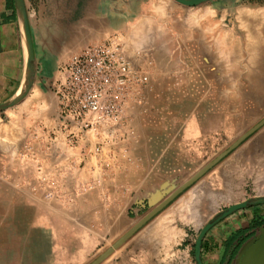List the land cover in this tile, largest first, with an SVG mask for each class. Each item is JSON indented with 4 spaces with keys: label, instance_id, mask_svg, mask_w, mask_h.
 Returning a JSON list of instances; mask_svg holds the SVG:
<instances>
[{
    "label": "crops",
    "instance_id": "0c3cea01",
    "mask_svg": "<svg viewBox=\"0 0 264 264\" xmlns=\"http://www.w3.org/2000/svg\"><path fill=\"white\" fill-rule=\"evenodd\" d=\"M223 1L211 4L222 10L246 5L264 8V0ZM24 2L35 63L45 54L35 42L36 23L50 24V38L84 43L121 31L118 21L126 22L134 6L125 0H39L36 15H31ZM127 5L129 12L118 9ZM46 9L48 16L43 13ZM256 48L252 69L264 70V50ZM65 49L73 54L81 48L68 44ZM27 58L19 9L14 0H0V104L17 94ZM47 67L44 63L43 70ZM226 88L222 83L220 96L210 97L222 118L228 117ZM149 92L146 111L135 108L125 125L87 130L74 143L69 132L78 128L73 122L67 126L60 122L53 93L51 98H27L16 106L19 111L14 108L23 135L17 138L21 132H14L11 143L0 144V264H82L96 250L110 246L178 186L165 195L168 179L185 166H197L199 147L211 141L214 113L198 106L201 100L195 98H188L196 103L192 109L182 110L177 94L172 97L173 106L163 97L152 105ZM41 175L50 188L49 200L42 195ZM176 198L158 213L175 208ZM220 211L215 209L203 225ZM138 214L142 216L137 218ZM203 225L183 226L172 254L188 253L194 261V243ZM202 243V264H264V202L249 204L219 220ZM133 255L120 252L101 264L139 263Z\"/></svg>",
    "mask_w": 264,
    "mask_h": 264
},
{
    "label": "rangeland",
    "instance_id": "374dc122",
    "mask_svg": "<svg viewBox=\"0 0 264 264\" xmlns=\"http://www.w3.org/2000/svg\"><path fill=\"white\" fill-rule=\"evenodd\" d=\"M25 1L32 10L31 15H36L39 0ZM131 1L133 7L127 5L118 9L129 12L130 8L133 13L127 16L123 24L118 21L117 25L122 30L108 38L84 43H78L77 39L50 38V24L43 21L36 23L35 42L45 54L37 58L32 82L23 99L0 110V144L11 143L16 135L14 132H21V136L16 135L17 138L23 135V124L13 114L14 108L20 109L16 107L18 104L27 101V98H51L56 69L72 54L66 53L68 44L78 45L79 49L115 37L123 44L133 64L148 75L152 105L163 97L168 105L173 106L172 97L177 94L181 95L182 110L192 109L196 103L188 102V98H195L201 100L198 106L211 109L214 113L211 141L199 147L195 161L197 166H185L180 173L168 179L163 189L166 195L264 117V70L252 69L256 59L252 50L258 46L264 50V8L243 6L256 11L253 15H246L239 11L242 7L229 10L215 8L212 0L196 7H186L174 0ZM131 1L125 0V3ZM223 2L226 3V0ZM57 9L61 10L60 7ZM64 10L67 12L69 8L65 7ZM43 13L48 16L49 9ZM189 22L192 24L189 25ZM256 41L259 45H256ZM44 63L49 64L47 70H43ZM222 83L227 84L223 90L228 94L227 118L220 116L215 99H210L211 95L220 96ZM45 183L46 176L41 175L42 195L49 200L50 188L47 189ZM258 197H264V124L181 193L173 201L175 208L154 216L106 262L114 260L120 252L134 254L139 262L137 264L165 262L172 256V247L179 238L175 237L173 241L165 239L169 232L180 233L181 236L183 226L192 222L203 225L215 209L224 210L231 204ZM141 216L138 214L137 218ZM191 216L193 220L187 221ZM162 224L170 226L159 227ZM107 247L96 250L82 264H88Z\"/></svg>",
    "mask_w": 264,
    "mask_h": 264
},
{
    "label": "built area",
    "instance_id": "2783aa9c",
    "mask_svg": "<svg viewBox=\"0 0 264 264\" xmlns=\"http://www.w3.org/2000/svg\"><path fill=\"white\" fill-rule=\"evenodd\" d=\"M56 72L51 91L58 101L60 122L66 126L73 122L78 128L69 132L72 143L87 130L125 125L135 108L147 110L148 75L133 64L115 37L84 46ZM158 264L194 261L188 253H179Z\"/></svg>",
    "mask_w": 264,
    "mask_h": 264
},
{
    "label": "water",
    "instance_id": "95a60500",
    "mask_svg": "<svg viewBox=\"0 0 264 264\" xmlns=\"http://www.w3.org/2000/svg\"><path fill=\"white\" fill-rule=\"evenodd\" d=\"M176 3L181 4L186 7H196L202 4H205L211 0H174ZM17 8L19 9L22 22L23 29L25 33L27 50H28V58L26 61L25 75L26 78V87L25 90L19 95L14 96L10 101L0 104V110H4L22 100L24 93L29 88L35 71V62H34V52L32 45V38L29 29L27 10L25 7L24 0H14ZM264 124V117L260 119L257 123H255L251 128L242 132L235 140L224 150L219 152L213 159L206 162L202 167H200L196 172H194L189 178L184 180L181 184H179L169 195H167L161 202H159L155 207L149 210L146 214H144L141 218H139L124 234H122L119 238H117L110 246L101 251L98 255H96L88 264H101L108 257H110L117 249H119L129 238H131L141 227H143L147 222H149L160 210H162L169 202H171L174 198H176L180 193H182L186 188L191 186L194 182H196L200 177H202L208 170H210L213 166H215L222 158H224L229 152H231L234 148H236L239 144H241L248 136H250L253 132H255L258 128H260ZM154 201L150 200V203ZM256 202H264V197H258L256 199H249L243 202L234 203L224 210L218 212L215 216H213L210 220H208L199 230L195 243H194V261L195 264H202L201 260V243L206 234V232L219 220L225 218L232 212L244 208L249 204Z\"/></svg>",
    "mask_w": 264,
    "mask_h": 264
},
{
    "label": "bare ground",
    "instance_id": "6f19581e",
    "mask_svg": "<svg viewBox=\"0 0 264 264\" xmlns=\"http://www.w3.org/2000/svg\"><path fill=\"white\" fill-rule=\"evenodd\" d=\"M259 8V7H258ZM240 10V12L241 13H245L246 15H253V14H255V10L253 9V8H249V7H242V8H239ZM257 9V8H256ZM186 10V9H185ZM236 10V9H235ZM238 12V11H237ZM239 14V13H238ZM239 15H241V14H239ZM240 17H243V16H240ZM239 17V18H240ZM185 18V17H184ZM238 18V17H237ZM236 18V19H237ZM187 21V20H186ZM188 21H190V20H188ZM193 21V20H192ZM241 22H242V19H241ZM246 22V21H245ZM190 23V22H189ZM196 23V22H195ZM195 23H193V25H196ZM244 23V22H243ZM192 23H190L189 25H191ZM247 24V23H246ZM197 26V25H196ZM197 28V27H196ZM126 31V30H125ZM125 34V33H124ZM136 34V33H135ZM255 35H257V34H255ZM254 35V36H255ZM253 36V37H254ZM127 38V37H126ZM199 37H197V39H198ZM248 38V37H247ZM125 39V38H124ZM201 39V38H200ZM261 40V39H260ZM263 41V40H262ZM257 42V41H256ZM255 43V42H254ZM258 43V42H257ZM237 44V43H236ZM256 44V43H255ZM248 45V44H247ZM256 45H259V43L258 44H256ZM235 46V45H234ZM254 46V45H253ZM252 45H251V47H253ZM258 47H260V46H258ZM239 48V47H238ZM251 49H253V48H251ZM250 48H249V50H251ZM257 49V48H256ZM255 49H253L252 51H254ZM256 51V50H255ZM238 53V52H237ZM254 53V52H253ZM133 58V57H132ZM250 58H251V56H250ZM253 58V57H252ZM25 75V74H24ZM25 87H26V78L24 77L23 78V80H22V84H21V86H20V88H19V90H18V92H17V94H16V96H19L24 90H25ZM40 107V106H39ZM4 126V125H3ZM261 146V145H260ZM262 163V162H261ZM176 207V206H175ZM187 216V215H186ZM189 216V215H188ZM163 217H164V215H163ZM166 217V216H165ZM159 219V218H158ZM161 219V218H160ZM163 220V219H162ZM186 220H187V217H186ZM189 220H193V218H192V216H191V218H188V220L187 221H189ZM165 221H167V220H165ZM160 223V222H159ZM161 223H163V222H161ZM157 227H158V223H156L155 224ZM167 225L168 226H170L169 224H166V225H164V224H162L161 226H159V227H162V226H166L167 227ZM165 229V228H164ZM172 229L173 228H171V231H172ZM174 231V230H173ZM177 231L179 232V230L177 229ZM174 232H176V231H174ZM170 233V235L169 236H167L165 239H171L172 241H173V239L175 238V237H180L181 238V236H180V233H173V232H169ZM182 233V232H181ZM167 234V233H166Z\"/></svg>",
    "mask_w": 264,
    "mask_h": 264
},
{
    "label": "trees",
    "instance_id": "16d2710c",
    "mask_svg": "<svg viewBox=\"0 0 264 264\" xmlns=\"http://www.w3.org/2000/svg\"><path fill=\"white\" fill-rule=\"evenodd\" d=\"M203 246H204V244L202 243V246H201L202 249H203Z\"/></svg>",
    "mask_w": 264,
    "mask_h": 264
}]
</instances>
